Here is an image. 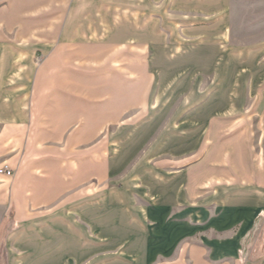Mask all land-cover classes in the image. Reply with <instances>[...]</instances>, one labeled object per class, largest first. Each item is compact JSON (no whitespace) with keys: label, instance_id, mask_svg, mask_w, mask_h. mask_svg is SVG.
Masks as SVG:
<instances>
[{"label":"crops","instance_id":"1","mask_svg":"<svg viewBox=\"0 0 264 264\" xmlns=\"http://www.w3.org/2000/svg\"><path fill=\"white\" fill-rule=\"evenodd\" d=\"M161 1L151 59L62 36L39 64L18 22L55 0L0 9V257L264 264V37L234 41L233 0Z\"/></svg>","mask_w":264,"mask_h":264},{"label":"rangeland","instance_id":"2","mask_svg":"<svg viewBox=\"0 0 264 264\" xmlns=\"http://www.w3.org/2000/svg\"><path fill=\"white\" fill-rule=\"evenodd\" d=\"M40 0H30L35 3ZM49 0H47L48 2ZM149 0H64L62 6H58V0L54 5L48 3L38 5L27 11L24 18L18 22L20 27L21 21L26 19L32 20L31 32L37 33L35 41L37 44L44 45L41 53L37 54L35 60L37 63H43L53 51L54 47L59 44L65 37L67 46L74 49L80 48L83 44L96 47H112L114 44L125 47H132L134 50H144L147 58H153L160 52L158 45L168 40V29L164 26L162 14L163 3L161 0H150L155 6L148 4ZM15 0H0V9L9 8L11 11ZM51 6V7H50ZM53 7V8H52ZM233 10L236 17L234 41L242 44L252 40L264 37V1L259 0H233ZM31 12V14H30ZM246 15V19L243 18ZM254 19L255 25L248 27L249 19ZM21 17V16H20ZM22 18V17H21ZM133 18V20H131ZM19 19V18H18ZM157 21L160 36L150 40L147 45V39L141 34L134 38L131 32L132 25L134 31L143 33L148 28L150 21ZM245 20V21H244ZM245 25V27H244ZM18 31V27H15ZM36 31V32H34ZM163 36V38H162ZM115 40H120L116 42ZM145 41V43L143 42ZM122 41V42H121ZM162 41V42H161ZM93 51H96L95 49ZM102 51V50H101ZM113 51V50H112ZM104 53V52H102ZM102 54L96 51L93 54V60L99 61ZM113 58V53H107V58ZM106 58L103 65L96 63V67L108 66L110 60ZM101 61V60H100ZM108 69V68H107ZM106 69V70H107ZM108 74L112 71L107 70ZM114 74V73H113ZM109 84L108 93H115L114 80L112 76L107 75ZM113 83V84H111ZM125 92H122L124 95ZM264 138V137H263ZM122 247L108 246L107 253H119ZM103 264H142L140 257H102ZM0 257V264H55L61 260V257ZM163 260H155L151 264H162ZM164 263V262H163ZM58 264H65L58 262ZM73 264H84L83 260H75Z\"/></svg>","mask_w":264,"mask_h":264},{"label":"built area","instance_id":"3","mask_svg":"<svg viewBox=\"0 0 264 264\" xmlns=\"http://www.w3.org/2000/svg\"><path fill=\"white\" fill-rule=\"evenodd\" d=\"M0 175L7 176V177H13L14 172L12 169H9V167L4 166L0 168Z\"/></svg>","mask_w":264,"mask_h":264}]
</instances>
